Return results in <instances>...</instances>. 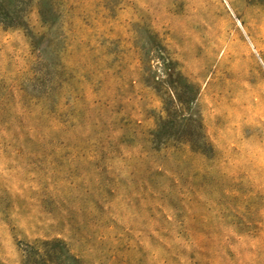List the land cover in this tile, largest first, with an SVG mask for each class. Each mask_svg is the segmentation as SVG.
Listing matches in <instances>:
<instances>
[{"label": "rangeland", "instance_id": "obj_1", "mask_svg": "<svg viewBox=\"0 0 264 264\" xmlns=\"http://www.w3.org/2000/svg\"><path fill=\"white\" fill-rule=\"evenodd\" d=\"M0 264H264V0H0Z\"/></svg>", "mask_w": 264, "mask_h": 264}]
</instances>
